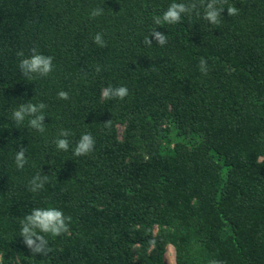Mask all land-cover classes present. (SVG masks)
Returning a JSON list of instances; mask_svg holds the SVG:
<instances>
[{"label":"trees","instance_id":"1","mask_svg":"<svg viewBox=\"0 0 264 264\" xmlns=\"http://www.w3.org/2000/svg\"><path fill=\"white\" fill-rule=\"evenodd\" d=\"M173 2L197 8L156 25ZM222 6L214 25L201 0H0V264H167L168 245L175 264H264V0ZM33 48L47 76L19 69ZM109 85L128 96L103 99ZM26 103L46 105L44 132L13 120ZM86 132L94 149L76 156ZM46 208L69 230L40 233L50 251L35 254L21 222Z\"/></svg>","mask_w":264,"mask_h":264},{"label":"clouds","instance_id":"2","mask_svg":"<svg viewBox=\"0 0 264 264\" xmlns=\"http://www.w3.org/2000/svg\"><path fill=\"white\" fill-rule=\"evenodd\" d=\"M201 4L204 7L203 18L211 24H219L221 12L224 9L222 6V0H207V3H205L204 0H201ZM196 8V3L185 4L173 2L167 7L162 15L154 17V23L156 25H161L163 23L176 24L181 21L182 14H188ZM102 11L103 9L101 8L93 9L90 15L96 17L102 14ZM237 13L238 9L235 6L227 7L228 15H236ZM153 35L158 43L164 44L166 42V37L163 33L154 30ZM93 41L101 47L105 46V41L103 40L101 33H96ZM145 42L151 44L150 40H146ZM18 55L22 57L19 62V69L22 74L29 77V79L32 78L33 74H38L42 77L47 76L53 70V58L39 53L36 48L31 49L30 56L25 57L23 52H19ZM198 67L204 75L208 74V66L204 58H200ZM96 71L99 72L100 68L97 67ZM128 94L129 92L126 86L113 87L109 85L101 92V96L105 100L112 98L123 100ZM57 95L60 99H68V93L65 91H59ZM45 107L46 105L44 103L21 104L13 111L12 118L17 124H22L26 117H31L28 119V126L40 132H44V115L42 110ZM71 134L72 133L67 129L60 130L59 137L54 141L59 150H69V140L67 137ZM94 144L95 139L92 134L88 132L83 133L73 149V154L76 156L87 155L93 151ZM15 163L17 168L20 169H22L26 163L25 149L23 146H21L16 152ZM46 180L47 177L41 178L39 175L34 176L29 182V190L36 192L42 189ZM70 221L71 218L65 217L64 213L59 209H34L30 214L26 215L21 222V236L23 237L26 246L33 253L46 255L47 252L50 251L47 247L48 241L43 235H40V233L50 234L51 236H58L62 233H67ZM212 264H219V262L213 261Z\"/></svg>","mask_w":264,"mask_h":264},{"label":"rangeland","instance_id":"3","mask_svg":"<svg viewBox=\"0 0 264 264\" xmlns=\"http://www.w3.org/2000/svg\"><path fill=\"white\" fill-rule=\"evenodd\" d=\"M119 131L121 130V127L118 128ZM164 259L167 264H175L174 262V252L172 246L168 245L166 247V251L164 253Z\"/></svg>","mask_w":264,"mask_h":264}]
</instances>
